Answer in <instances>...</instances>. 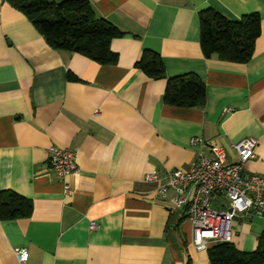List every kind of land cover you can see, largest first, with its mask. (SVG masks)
Wrapping results in <instances>:
<instances>
[{
  "label": "crops",
  "instance_id": "crops-1",
  "mask_svg": "<svg viewBox=\"0 0 264 264\" xmlns=\"http://www.w3.org/2000/svg\"><path fill=\"white\" fill-rule=\"evenodd\" d=\"M89 1L123 32L110 42L113 64L55 49L0 0V191L33 206L29 217L0 219V264H18L17 247L28 251L25 264H211L212 245L194 247L185 209L160 187L174 169L212 157L211 146L237 161L233 144L246 137L258 141L246 169L264 177V0ZM208 8L234 20L260 14L250 60L205 56L200 12ZM145 50L161 56L165 77L136 68ZM184 74L205 81L204 105L165 103L168 78ZM51 146L73 152L79 171L59 175ZM151 173L158 180L147 181ZM263 229L264 218L239 215L231 242L255 250Z\"/></svg>",
  "mask_w": 264,
  "mask_h": 264
},
{
  "label": "trees",
  "instance_id": "trees-1",
  "mask_svg": "<svg viewBox=\"0 0 264 264\" xmlns=\"http://www.w3.org/2000/svg\"><path fill=\"white\" fill-rule=\"evenodd\" d=\"M35 25L55 49L79 52L99 63H115L110 48L113 38L123 34L116 26L98 17L89 0H9ZM200 44L205 56L233 62H247L261 33L259 13L230 19L208 8L200 12ZM151 78L165 77L161 56L145 50L135 64ZM165 103L173 106H202L206 101L205 81L194 74L168 78ZM31 200L13 192L0 191V219L26 218L32 213ZM211 264H264V229L255 250L242 251L231 241L209 247Z\"/></svg>",
  "mask_w": 264,
  "mask_h": 264
},
{
  "label": "built area",
  "instance_id": "built-area-1",
  "mask_svg": "<svg viewBox=\"0 0 264 264\" xmlns=\"http://www.w3.org/2000/svg\"><path fill=\"white\" fill-rule=\"evenodd\" d=\"M99 114L95 112L94 117ZM193 144L201 142L198 137L191 139ZM257 139L246 137L233 144L238 160L233 162L226 151L211 146L212 157L200 155L197 162L189 169H174L168 175L167 182L160 187L163 196L172 188V201L183 207L192 224L193 245L197 250L207 249L219 242L233 239V222L239 215L254 214L264 218V177L249 173L246 164L256 157ZM50 163L59 175L67 177L78 172L79 165L73 152L51 146L48 149ZM147 181L158 180L157 174L151 173ZM66 192L70 187L65 184ZM220 196L228 199L227 204L213 205V199ZM98 223L90 222V229L96 230ZM14 254L18 264H25L28 259L26 248L17 247Z\"/></svg>",
  "mask_w": 264,
  "mask_h": 264
}]
</instances>
